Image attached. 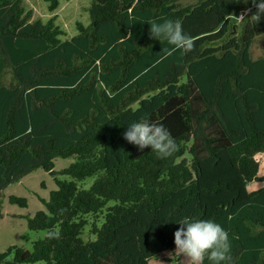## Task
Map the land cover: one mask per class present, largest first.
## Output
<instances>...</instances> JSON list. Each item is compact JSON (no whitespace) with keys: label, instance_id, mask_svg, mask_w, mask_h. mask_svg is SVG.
I'll return each mask as SVG.
<instances>
[{"label":"trees","instance_id":"trees-1","mask_svg":"<svg viewBox=\"0 0 264 264\" xmlns=\"http://www.w3.org/2000/svg\"><path fill=\"white\" fill-rule=\"evenodd\" d=\"M241 4L250 14L238 29ZM89 10L90 24L62 39L56 16L34 20L23 0H0V76L14 75L0 77V196L38 168L58 184L28 219L47 235L0 252V264H151L176 249L185 216L228 232L230 264H264V185L248 188L264 184V41L253 55L264 15L251 17L253 0H94ZM163 20L181 24L190 52L160 59L171 45L148 21ZM145 120L171 133L172 157L124 138ZM71 156L63 173L74 179H61L55 159ZM92 175L90 188L79 185Z\"/></svg>","mask_w":264,"mask_h":264},{"label":"rangeland","instance_id":"rangeland-1","mask_svg":"<svg viewBox=\"0 0 264 264\" xmlns=\"http://www.w3.org/2000/svg\"><path fill=\"white\" fill-rule=\"evenodd\" d=\"M94 0H60V5L54 11L49 8L50 2L47 0H23L26 11L32 13L33 19L41 18L43 21H48L51 17L56 16V23L60 25L65 34L62 39L76 35L79 30L77 22L81 21L85 25L90 24V7ZM200 0H179L183 5L195 4ZM241 6L237 18V26L240 28L242 17L250 12V8L245 4ZM250 14V13H249ZM264 38H259L253 45V55L255 57L263 53ZM1 81L6 84L14 82V75L11 68H7L2 74ZM77 160L76 156L57 157L55 159V170L57 176L61 179H74L72 176L63 173L64 169L70 166L71 163ZM97 175L88 176L85 179L78 181L83 188H90L96 180ZM264 184L257 180L248 182L250 190L259 189ZM58 188L55 176L44 168H38L29 173L21 180L8 185L0 196V252L7 251L14 246H21L32 250L33 243L44 238L47 235V230H32L28 226V219L35 215L38 210H46L44 200L50 198L51 191ZM11 195L25 197L27 205L22 206L18 203H12L9 199ZM85 238H93L90 234V225H87L83 233ZM166 259L171 260V264H190L186 257L179 254L176 249L167 251L159 257L152 259L151 264H160ZM8 260H13V255L8 257ZM5 264V263H2ZM38 264V263H24Z\"/></svg>","mask_w":264,"mask_h":264},{"label":"clouds","instance_id":"clouds-1","mask_svg":"<svg viewBox=\"0 0 264 264\" xmlns=\"http://www.w3.org/2000/svg\"><path fill=\"white\" fill-rule=\"evenodd\" d=\"M257 11L251 16L258 21L264 15V0H253ZM149 35L167 42L171 48L165 49L163 60L177 50L190 52L194 41L187 36L178 21H148ZM124 138L140 151L151 149L161 159L172 157L178 144L171 133L162 125L147 120L128 125ZM180 227L174 233L176 251L186 257L190 264H203L205 257L211 264H230V240L228 232L213 220L182 217L176 219Z\"/></svg>","mask_w":264,"mask_h":264}]
</instances>
